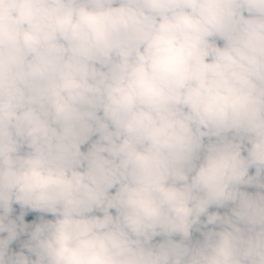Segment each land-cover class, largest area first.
Here are the masks:
<instances>
[{"label":"clouds","instance_id":"9594fccd","mask_svg":"<svg viewBox=\"0 0 264 264\" xmlns=\"http://www.w3.org/2000/svg\"><path fill=\"white\" fill-rule=\"evenodd\" d=\"M0 264H264V0H0Z\"/></svg>","mask_w":264,"mask_h":264}]
</instances>
